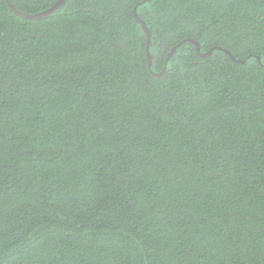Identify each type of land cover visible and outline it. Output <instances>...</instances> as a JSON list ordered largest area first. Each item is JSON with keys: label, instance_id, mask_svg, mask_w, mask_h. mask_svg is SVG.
I'll use <instances>...</instances> for the list:
<instances>
[{"label": "trees", "instance_id": "trees-1", "mask_svg": "<svg viewBox=\"0 0 264 264\" xmlns=\"http://www.w3.org/2000/svg\"><path fill=\"white\" fill-rule=\"evenodd\" d=\"M143 1L0 0V264H264V0Z\"/></svg>", "mask_w": 264, "mask_h": 264}, {"label": "water", "instance_id": "water-1", "mask_svg": "<svg viewBox=\"0 0 264 264\" xmlns=\"http://www.w3.org/2000/svg\"><path fill=\"white\" fill-rule=\"evenodd\" d=\"M8 4L10 6V8L12 9V11H14L19 17H22L24 19H29V20H34V21H38V20H43V19H47L49 17H51L52 15H54L56 12H58L62 7H64L69 0H59L53 7H51L50 9H47L43 12L40 13H35V14H25L23 12H20L18 10L15 9V7L10 3L9 0ZM150 0H144L141 4H145L147 2H149ZM134 18L136 20V22H138L142 28L144 29L145 35L147 37V57H148V61H149V68L150 71L152 72L151 66H150V60H151V47H152V39H151V33L150 30L148 28V26L146 25V23L140 18L139 14H138V7L135 9L134 11ZM190 42L193 43L196 46L197 52L198 54L202 57V58H208L211 55V51L208 53H202L201 52V46L200 44L192 39H188L186 41L181 42L180 44H178L176 47H174V49L171 51V53L169 54V57L166 61V66L165 69L163 71L162 74L158 75V77H163L166 73H167V66H168V62L170 57L176 53L185 43ZM224 53H226L227 55H229L231 57V59L239 64H246V60H237L228 50H223Z\"/></svg>", "mask_w": 264, "mask_h": 264}]
</instances>
